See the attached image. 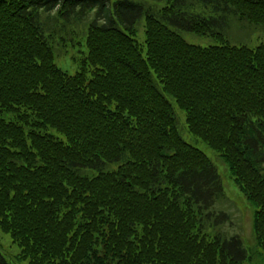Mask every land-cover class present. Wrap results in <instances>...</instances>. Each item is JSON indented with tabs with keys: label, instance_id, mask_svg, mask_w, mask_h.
Listing matches in <instances>:
<instances>
[{
	"label": "trees",
	"instance_id": "trees-1",
	"mask_svg": "<svg viewBox=\"0 0 264 264\" xmlns=\"http://www.w3.org/2000/svg\"><path fill=\"white\" fill-rule=\"evenodd\" d=\"M235 21L264 30V0H0V232L18 262H255L219 229L221 176L173 104L254 206L264 259V42L231 44Z\"/></svg>",
	"mask_w": 264,
	"mask_h": 264
},
{
	"label": "rangeland",
	"instance_id": "rangeland-1",
	"mask_svg": "<svg viewBox=\"0 0 264 264\" xmlns=\"http://www.w3.org/2000/svg\"><path fill=\"white\" fill-rule=\"evenodd\" d=\"M118 0H110L113 4ZM54 13L51 12V14ZM42 14V13H41ZM46 15H43V17ZM49 21V20H48ZM49 24H54L53 19L49 21ZM85 24V23H83ZM57 25V24H56ZM68 25V24H67ZM73 26L77 24H71ZM82 25H78L80 27ZM57 27L55 28V30ZM61 34V33H60ZM183 38L194 45L201 47H206L215 44L216 41L209 39L207 37L196 36L189 33H181ZM70 33L66 34V40H70ZM135 39L140 46L144 49V28L142 22L136 26ZM228 39L231 44L234 45H246L250 48H254L257 44L264 42V30L259 27L251 28L247 23H239L235 21L231 27L228 29ZM74 42L77 44L78 54L76 59L84 51V37L82 33L75 36ZM80 51V52H79ZM75 52L63 53V50L58 54L56 59V64L64 71L69 74H73L76 70V66L73 65L71 57L75 55ZM175 115L177 118L178 126L181 130L183 138L190 144L201 149L216 165L219 174L221 176L222 185L224 192L227 196V200H221L215 205L216 211H223L228 214V221L219 226L221 231L227 233V235L238 234L244 242V246L252 253L255 262L252 264H264V259L257 255V243L255 241L253 233V212L254 206L245 199L242 193L239 191L237 185L233 182L226 166L223 164L222 159L216 151L208 148L199 139L189 134L185 129L184 113L173 104ZM0 252L5 256V258L14 264H26V262H18L15 253L18 252L17 247L11 244L10 239L7 235L0 232ZM264 257V256H263Z\"/></svg>",
	"mask_w": 264,
	"mask_h": 264
}]
</instances>
